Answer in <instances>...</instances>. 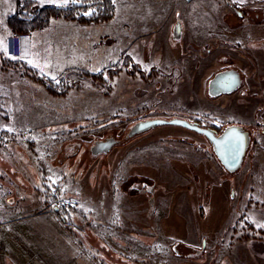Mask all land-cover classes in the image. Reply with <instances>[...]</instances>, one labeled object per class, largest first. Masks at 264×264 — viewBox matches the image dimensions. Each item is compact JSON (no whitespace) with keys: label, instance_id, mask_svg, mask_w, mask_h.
Here are the masks:
<instances>
[{"label":"rangeland","instance_id":"obj_1","mask_svg":"<svg viewBox=\"0 0 264 264\" xmlns=\"http://www.w3.org/2000/svg\"><path fill=\"white\" fill-rule=\"evenodd\" d=\"M24 1L0 0V264H264L250 170L230 178L180 126L130 133L174 117L264 146V0H114L110 23L52 20L11 57Z\"/></svg>","mask_w":264,"mask_h":264},{"label":"trees","instance_id":"obj_2","mask_svg":"<svg viewBox=\"0 0 264 264\" xmlns=\"http://www.w3.org/2000/svg\"><path fill=\"white\" fill-rule=\"evenodd\" d=\"M24 3V6L21 7L23 10H20L17 14L10 17L7 23L11 33L27 35L29 37L47 29L52 20L55 19L74 21L80 25H105L110 23L116 14V5L114 0H83L79 4L71 3L64 7L48 4L35 10H32L33 6H37L34 1L25 0ZM2 59L6 62H14V60L8 56H3ZM91 77L96 83L100 82L101 75L95 74ZM37 79L41 80V85H46L44 78L38 77ZM61 82L62 84H65L63 76H61ZM49 87L48 90L51 95L54 97L61 96V94L54 92V88ZM3 112L4 110L1 108L0 102V116L8 119V115Z\"/></svg>","mask_w":264,"mask_h":264},{"label":"water","instance_id":"obj_3","mask_svg":"<svg viewBox=\"0 0 264 264\" xmlns=\"http://www.w3.org/2000/svg\"><path fill=\"white\" fill-rule=\"evenodd\" d=\"M161 125L180 126L203 135L212 145L221 164L230 172H236L240 169L250 143L248 132L240 125H228L218 133L215 129L205 128L196 122L182 118L139 121L132 127L130 133L135 135Z\"/></svg>","mask_w":264,"mask_h":264},{"label":"crops","instance_id":"obj_4","mask_svg":"<svg viewBox=\"0 0 264 264\" xmlns=\"http://www.w3.org/2000/svg\"><path fill=\"white\" fill-rule=\"evenodd\" d=\"M49 5H56V4H49ZM229 70L233 71L232 72V73H234L233 76H228V77L226 76L224 78L219 79L218 83L216 85L219 86L217 88L225 87V88H228V90H230V89L231 90L229 92H220V93H218V91H216L218 93V98L232 95L233 92H235V90L237 89V87H239L241 84V77L244 76V72L241 69H239V70L229 69ZM214 74H216V73L211 74L209 76L208 80H211L214 77ZM240 126H242V125H240ZM248 135H249V133H248ZM249 137H250V135H249ZM250 141H251V139H250ZM249 145H250V143H249ZM212 156L215 159L217 165L220 166L224 170V172L230 173V176H231L230 178L236 177L237 175H240L242 173V171H244V170L246 172L248 170H250V172H248V174L246 175V179H247V182L250 183L251 187H250L249 191L246 192L247 195L245 194L246 195L245 199L246 198L249 199L250 196H253L258 201L262 200L263 205H264V146L259 147L258 144H256L253 147L248 146V150H247L246 155L244 156V160L242 162V165H241L240 169L237 170L236 172L228 171L221 164L220 160L217 158L214 151L212 153ZM208 158H210V157H208ZM208 161H209V159H208ZM230 178H229V180H230ZM225 182H227V184H228L227 186H223L222 188L219 186L217 189H220V190H218V191H220L219 196L221 195V197H222L223 201H225L227 207L231 208V207H233L232 199H235L233 196L234 195V191H233L234 188L232 186L231 181H228V179H226ZM260 221H262V223L264 224V219H260Z\"/></svg>","mask_w":264,"mask_h":264},{"label":"built area","instance_id":"obj_5","mask_svg":"<svg viewBox=\"0 0 264 264\" xmlns=\"http://www.w3.org/2000/svg\"><path fill=\"white\" fill-rule=\"evenodd\" d=\"M27 37V35L13 34L7 45L8 55L18 57L20 52L24 50L23 41Z\"/></svg>","mask_w":264,"mask_h":264},{"label":"flooded vegetation","instance_id":"obj_6","mask_svg":"<svg viewBox=\"0 0 264 264\" xmlns=\"http://www.w3.org/2000/svg\"><path fill=\"white\" fill-rule=\"evenodd\" d=\"M222 130L218 131V133H220Z\"/></svg>","mask_w":264,"mask_h":264}]
</instances>
